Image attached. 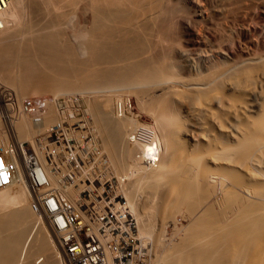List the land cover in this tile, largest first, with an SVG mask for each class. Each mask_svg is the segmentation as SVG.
<instances>
[{
  "label": "bare ground",
  "instance_id": "1",
  "mask_svg": "<svg viewBox=\"0 0 264 264\" xmlns=\"http://www.w3.org/2000/svg\"><path fill=\"white\" fill-rule=\"evenodd\" d=\"M262 8L264 0H10L1 15V76L23 52L45 56L48 65L32 69L34 81L23 72L18 81L8 78L18 100L36 83L54 97L92 94L88 116L139 235L153 236L136 189L155 195L149 201L162 217L167 212L163 220L180 211L176 242L158 233V255L147 264H264V53H250L251 30L243 28ZM221 18L230 19L213 23ZM227 28L235 32L231 41ZM127 87L150 102L155 130L111 114L109 93ZM49 106L38 125L26 115L5 119L13 138L28 143L45 131L48 115L56 122ZM5 135L0 131L1 142ZM52 182L74 198L73 188ZM51 238L22 184L0 191V264H63Z\"/></svg>",
  "mask_w": 264,
  "mask_h": 264
},
{
  "label": "built area",
  "instance_id": "2",
  "mask_svg": "<svg viewBox=\"0 0 264 264\" xmlns=\"http://www.w3.org/2000/svg\"><path fill=\"white\" fill-rule=\"evenodd\" d=\"M9 3L0 0V30ZM4 99V119L26 115L35 125L42 123L49 105L42 99L19 101L11 94ZM53 104L57 120L45 128L44 138H34V144L14 139L0 147V191L22 184L29 209L44 220L63 264H145L150 241L139 235L92 121L78 99L67 97ZM128 107L118 103L115 113L123 114ZM52 179L65 189L73 188L74 198H64Z\"/></svg>",
  "mask_w": 264,
  "mask_h": 264
},
{
  "label": "rangeland",
  "instance_id": "3",
  "mask_svg": "<svg viewBox=\"0 0 264 264\" xmlns=\"http://www.w3.org/2000/svg\"><path fill=\"white\" fill-rule=\"evenodd\" d=\"M255 11V12H254ZM251 12H253V13H250L249 14V16H250V20H247V22L245 23V25L243 26V28L244 27H249L250 28V30H251V38H252V40H253V42H252V45L250 46L251 48H249V51H250V53L251 52H255V53H257L259 56L261 55V54H263L264 53V8H262V9H256V10H252ZM228 19H230V18H227L226 20H224V19H222L221 18V20H218V22L217 21H213V23H215V24H217V26H218V23H220V24H222V21H227ZM217 20V19H216ZM231 21V22H230ZM229 21V26L231 25V27H233L234 25H232L233 23V20H230ZM232 23V24H231ZM219 24V25H220ZM209 26H211V25H209ZM251 27H253V28H251ZM10 28H14V26L12 27H10ZM215 29H218V27H214ZM221 28V27H220ZM235 28V27H234ZM19 30V29H18ZM234 34H235V32L233 31V28H227L226 29V31H225V37H228L229 38V40L231 41L232 39H231V37H234L235 38V36H234ZM17 39L19 38V37H16ZM16 38H14V40L16 39ZM16 41H18V40H16ZM234 43H237V42H232V44H234ZM238 44V43H237ZM239 45V44H238ZM245 45L246 46H249V43L247 42V43H245ZM240 47H243V45L242 44H240ZM25 53V54H24ZM28 53V54H27ZM23 52V53H20L19 55H18V59H17V61L16 62H14L13 63V65L11 64L10 65V67L11 68H9L8 69V71L10 72V73H8V71H7V74L5 73V75H4V73H2L3 74V76H4V78H3V76H1V74H0V131L3 133V132H5V130H7V134H8V136L7 135H5L6 136V139H5V137H3L1 140H2V142L5 144V146L7 145L6 143H8V142H10L11 140L13 141L14 140V138H13V136L11 135V130H10V128H7V124H6V122H4L5 121V119H4V114H5V99L4 100H2L1 99V97L3 96V95H5V94H11V95H13L15 98H17V96H16V85L14 84V86H12L13 84L11 83L10 85L8 84V83H10L9 82V80H8V78L9 79H11V82L12 81H14L13 79H15V81L17 80V79H20V77H22V76H24L25 74V76H27V77H32L31 79H33V81L34 80H36V78L34 77V76H37L36 74V70H39L40 68V70H42L44 67H45V69H47V66L48 65H46V64H43V62H42V57H43V59H44V57L45 56H39L38 57V59H37V56L38 55H36L35 53H33V52ZM30 53V54H29ZM25 56H24V55ZM28 55V58L26 57L27 55ZM33 54V55H32ZM22 55V56H21ZM32 55V56H31ZM24 56V58H22ZM19 57H20V59H19ZM31 57H34L33 58V60H31L32 58ZM31 58V59H30ZM41 58V64L39 63L40 61H39V59ZM26 60V62L25 61H23V60ZM28 59H29V62H31V61H33V63L31 64V63H29V62H27L28 61ZM31 60V61H30ZM34 60L36 61V62H38V64L36 63V62H34ZM19 61V62H18ZM22 61V62H21ZM19 63H20V67L21 68H23V69H21V68H19ZM23 63H27V65H32V67H30V70H31V73L32 74H34V75H32L31 73H30V70L28 69L29 68V66H27V65H23ZM15 64V65H14ZM18 64V65H17ZM22 64V65H21ZM35 64H37V65H35ZM42 64L44 65V66H42ZM46 65V66H45ZM13 66H15V67H13ZM17 66V67H16ZM40 67V68H37V67ZM34 67H35V69H34ZM14 68V69H13ZM15 68H16V70H15ZM25 68H27L26 70H25ZM13 69V71L14 72H12L11 70ZM19 69V70H18ZM35 70V73L34 72H32L33 70ZM18 70V72H16ZM28 70V71H27ZM25 71V72H24ZM20 72L22 73H24V75H23V73L22 74H20ZM29 72V73H28ZM11 76V78H10V76ZM12 74H13V76H12ZM16 74V75H15ZM20 75V76H19ZM29 75H31V76H29ZM14 77V78H13ZM16 77V78H15ZM19 77V78H18ZM39 76H37V78H38ZM35 78V79H34ZM5 80V81H4ZM18 81V80H17ZM6 82V83H5ZM9 85V86H8ZM36 86V87H35ZM39 85H37V83L36 84H34V86H30L29 88H28V91L26 92V94L22 97V98H20L19 100H21V101H24V100H37V99H42V100H45V101H47L48 103H50V106H51V103L53 104V102L54 101H56V100H58V101H61V99H64V98H67V97H71V98H75V99H78V101H79V104H78V106H80L81 107V109H82V111H83V113H85L87 116H88V108H89V106L90 105H88V103L87 102H89L90 100L91 101H93V99L94 98H89V96H90V94H89V96H88V94H83V96H82V94L80 93V92H73V93H71V95H70V93H69V95L68 94H59L57 97L55 96L54 97V95H51V92L49 93L48 91H45L44 90V88H42L43 86H41V89H36L37 87H38ZM40 86L38 87V88H40ZM32 87H35V88H32ZM30 88H32V89H30ZM125 89V90H124ZM121 88V90L123 91V92H121V90H120V88H116L115 90H113L112 92H110L109 93V95H110V106H111V109H110V112H111V114H113V117H116L117 116V114L114 112V108H115V103H118L119 101H118V99L120 100V102L124 105L125 103H126V105H127V103L129 104V107H128V109L123 113V115L122 116H120L119 118H124V117H127L128 118V120H133V121H135L136 123H138V124H144L145 126H150L151 127V129H153V130H155V126H154V114H153V111H151L150 110V102L148 101V99H145L142 95V97L140 96V94L138 93L137 94V92L138 91H135L134 92V88H129V87H127V88ZM128 89V90H127ZM130 90V91H129ZM132 90H133V92H132ZM136 90V89H135ZM118 91H120V92H118ZM127 91V92H126ZM137 94V95H136ZM229 94H231L230 95V97H232L233 99H235L236 98V94L235 93H229ZM63 95V96H62ZM37 96V97H36ZM91 96H92V94H91ZM90 96V97H91ZM138 96V97H137ZM140 96V97H139ZM86 97H88V98H86ZM54 98V99H53ZM141 98V99H140ZM18 99V98H17ZM85 100V101H84ZM88 100V101H87ZM96 100V99H95ZM4 101V102H3ZM87 101V102H86ZM90 101V102H91ZM124 102V103H123ZM87 103V104H86ZM90 104V103H89ZM149 104V105H148ZM50 106H49V108H50ZM86 106V107H85ZM152 106H156L155 104H152ZM53 107L54 108H52V109H54V111L53 110H51V109H49L51 112H53V113H50V115H52V117H53V114H54V112L56 111V106L53 104ZM154 108H157V107H154ZM48 112V111H47ZM46 112V113H47ZM49 113V112H48ZM90 114V113H89ZM55 115V114H54ZM251 115H253V113L251 114ZM49 116V115H48ZM48 116H47V119H48ZM91 116V115H90ZM90 116H88V118L91 120V117ZM51 117V118H52ZM131 117V118H130ZM54 119H55V116L53 117ZM117 118H118V116H117ZM130 118V119H129ZM22 119V118H21ZM46 119V118H45ZM46 119V123H48V121H49V123L46 125V127L45 128H47L48 126H50V125H52L53 123V119H51V120H47ZM23 120V121H22ZM22 120H19V121H21V122H28V124L30 123L29 121H28V119L27 118H25V117H23V119ZM52 121V122H51ZM92 121V120H91ZM127 124V123H126ZM3 125V126H2ZM95 125V124H94ZM143 125V126H144ZM26 126H28V128H29V126H31L30 128H32V125L30 124V125H26ZM127 127H129V125H127ZM3 128H5V129H3ZM29 128V131L31 130ZM93 128H94V126H93ZM94 130H95V128H94ZM217 132V129H213L210 133L211 134H214V133H216ZM44 132H42V133H40L39 135H37V134H33L32 136H30V137H32L31 138V140L33 139V137L36 139V138H38V137H40V138H44V136H42V135H44L43 134ZM97 136H98V134H97ZM10 137V138H9ZM3 139H5L4 141H3ZM25 139H26V141H25ZM27 139H28V141L30 140V138L29 137H25L24 139H20V142L22 141V142H28L27 141ZM98 139H99V141H100V146H101V144H102V141H101V139H100V136H98ZM8 140V141H7ZM31 140L29 141L30 143H31ZM7 141V142H6ZM33 141V140H32ZM2 142L0 141V147H5L4 146V144L2 145ZM29 142L27 143V144H29ZM204 143L205 142H203L201 139H200V142H199V144L200 145H203L204 146ZM102 149V148H101ZM104 150V149H103ZM103 152V151H102ZM106 152V150H104V154H105V156H106V158L108 157V155H107V153H105ZM135 153H132V157H133V159H134V156L136 157L137 156V154H135ZM132 159V158H131ZM131 159H130V162H131ZM107 160H108V164H109V167H110V170H114V166L110 163V159H109V157L107 158ZM112 165V166H111ZM222 166H224V165H222ZM111 167H114V168H111ZM116 169V168H115ZM112 170V171H113ZM117 170V169H116ZM111 171V173H112V175L114 176V174H113V172ZM240 171V170H239ZM120 172V171H119ZM240 172H242V171H240ZM118 174V173H117ZM115 177V176H114ZM117 179V178H116ZM127 182V181H126ZM129 182V184L132 182L131 180L130 181H128ZM119 183V182H118ZM144 188V187H143ZM139 190V192H138V196H136L135 198H137L138 197V199H137V203H139L140 202V206H141V208L143 209V211L145 212L146 211V209H147V211L145 212V214L147 213V217L146 218H148V219H150V225H149V227L147 226V230H148V228H150L149 230H148V235H153V236H150L149 237V241H150V245H151V249L153 248V246H152V242L154 243V244H156V239H157V235H159V234H161V235H159V237H160V239H162V240H165L166 239V241L167 240H171V243L173 244V243H175L176 242V240H177V235H178V233H177V230L181 227V225L183 226L184 225V220H182V217H180L181 215V213H179L180 211H174L173 213L171 212L170 214H171V217L169 216V214H168V217L166 218V220L164 221L163 220V218H165L166 216H165V214L167 213V212H165V214L163 215V217H162V214L159 212V211H161V210H158V209H160L159 207H156L157 205H156V203H155V205L152 203L153 202V200L155 199L154 198V196H151L150 194L148 195V191H145L146 189H144V191H143V189L141 190V187L140 188H138V189H136V192ZM141 192H143V193H141ZM142 195H144V196H142ZM146 196V197H145ZM143 197V198H142ZM148 197V198H147ZM148 200H147V199ZM143 199V200H142ZM136 200V199H135ZM152 200V202H150V201ZM148 201V202H147ZM155 201V200H154ZM141 202H142V204H141ZM145 203V204H144ZM143 205H145L144 207H142ZM148 205V206H147ZM145 207H146V209H145ZM150 209H149V208ZM149 211H151V212H149ZM159 212V213H158ZM150 214V215H149ZM173 214V215H172ZM154 215H156V216H154ZM177 215V216H176ZM159 218V219H158ZM171 221V222H167V221H169V220ZM155 220V221H154ZM155 222V223H154ZM172 222H174V226L172 225L173 223ZM161 223V224H160ZM166 223V224H165ZM168 223V224H167ZM172 223V224H171ZM158 224V225H157ZM163 225H165L164 227H163ZM168 225V227H166ZM172 225V226H171ZM138 226H139V228H140V225L138 224ZM153 227V228H152ZM155 227V228H154ZM44 228L46 229V232H48V234L52 237V235L50 234V232L49 231H47L48 229H47V227H46V225H45V223H44ZM159 228V229H158ZM162 228H164V229H162ZM151 230V231H150ZM155 230V231H154ZM171 230V231H170ZM165 231V232H164ZM173 232V233H172ZM146 233V232H145ZM145 233L143 234L144 236H146L145 235ZM155 233V234H154ZM159 233V234H158ZM171 233V234H170ZM142 235V236H143ZM164 237H163V236ZM171 235V236H170ZM173 235V236H172ZM143 236V238L145 239V237ZM164 238V239H163ZM168 238V239H167ZM52 239V241H53V238H51ZM146 239H148V237L146 236ZM153 239H155V240H153ZM164 242V241H163ZM162 242V243H163ZM54 243V242H53ZM166 244H167V242H165ZM165 243H163V244H165ZM158 249V250H157ZM159 249L160 248H158V247H155V248H153L152 250H150V258L148 259V261H149V263L151 262L150 260H152V261H154V258H155V256H156V254L158 255V252L157 251H159ZM157 250V251H156ZM153 251V252H152ZM153 253H155V254H153ZM155 255V256H154ZM156 259V258H155ZM147 261V262H148ZM147 262L145 263V264H147ZM148 263V264H149Z\"/></svg>",
  "mask_w": 264,
  "mask_h": 264
}]
</instances>
